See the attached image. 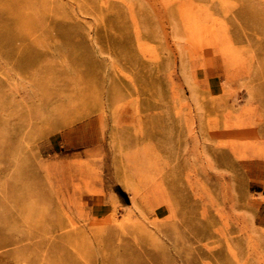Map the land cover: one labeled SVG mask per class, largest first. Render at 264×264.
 <instances>
[{
	"label": "rangeland",
	"instance_id": "obj_1",
	"mask_svg": "<svg viewBox=\"0 0 264 264\" xmlns=\"http://www.w3.org/2000/svg\"><path fill=\"white\" fill-rule=\"evenodd\" d=\"M0 264H264V0H0Z\"/></svg>",
	"mask_w": 264,
	"mask_h": 264
},
{
	"label": "bare ground",
	"instance_id": "obj_2",
	"mask_svg": "<svg viewBox=\"0 0 264 264\" xmlns=\"http://www.w3.org/2000/svg\"><path fill=\"white\" fill-rule=\"evenodd\" d=\"M112 218H113V215H112Z\"/></svg>",
	"mask_w": 264,
	"mask_h": 264
}]
</instances>
